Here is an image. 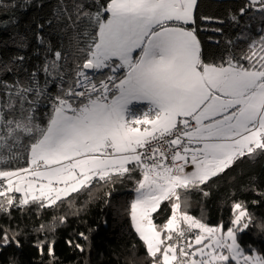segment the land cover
Masks as SVG:
<instances>
[{"label": "snow or ice", "instance_id": "6c2138e0", "mask_svg": "<svg viewBox=\"0 0 264 264\" xmlns=\"http://www.w3.org/2000/svg\"><path fill=\"white\" fill-rule=\"evenodd\" d=\"M197 3L59 0L57 19L72 50L46 47L33 68L23 66V55L3 65L14 78L0 79V213L58 207L73 193H90L94 181L139 173L129 213L151 264H264V254L240 242L256 220L243 201L233 202L227 226L187 211L191 194L207 196L209 182L237 160L264 156V26L237 37L244 47L233 51L228 40L219 59L208 60ZM15 6L0 2V11ZM256 15L264 25V0H243L229 19L240 26ZM39 106L46 122L36 120ZM165 201L170 215L158 225L153 214ZM18 237L0 227V248L19 246ZM54 243H36L50 264Z\"/></svg>", "mask_w": 264, "mask_h": 264}, {"label": "trees", "instance_id": "16d2710c", "mask_svg": "<svg viewBox=\"0 0 264 264\" xmlns=\"http://www.w3.org/2000/svg\"><path fill=\"white\" fill-rule=\"evenodd\" d=\"M16 5L8 11H0V79L11 80L14 74L7 73L3 65L13 67L12 59L17 55L26 57L23 66L33 68L45 56L46 47L72 50L71 33L61 20L57 19L59 0H0ZM243 0H198L195 10L198 38L206 59H219L228 40L234 41L233 51L242 48L246 40L238 36H257L264 26L258 15L255 19L243 18L240 26L234 25L229 13L238 9ZM202 16L222 20L223 24L205 22ZM250 27L244 29V25ZM222 28V32L211 29ZM242 29L243 33H242ZM43 37L41 44L37 37ZM22 45V46H21ZM17 67H19L17 65ZM43 106L38 107L36 120L46 122ZM17 166H24L21 159ZM136 173L132 179L116 182L94 181L89 193L81 190L58 202V207L38 209L26 206L23 210L13 209L10 215L0 213V227L19 233L20 245L10 244L0 248V264H50L46 252L36 247L38 240L54 241V264H151L146 246L139 239L130 218V204L135 199ZM209 194L193 192L190 196L188 213L202 218L209 225L223 223L227 226L233 216L234 201H243L253 213L255 225L241 234L240 242L245 248H252L264 254V156L255 159L241 158L229 169L214 177L205 188ZM258 203H253V201ZM170 215L167 201L161 205L159 214H153L154 222L163 223ZM60 217H66L63 223ZM45 228L40 230V226ZM51 229V230H49ZM88 237L85 241L79 234ZM84 246L81 252L67 241Z\"/></svg>", "mask_w": 264, "mask_h": 264}, {"label": "rangeland", "instance_id": "374dc122", "mask_svg": "<svg viewBox=\"0 0 264 264\" xmlns=\"http://www.w3.org/2000/svg\"><path fill=\"white\" fill-rule=\"evenodd\" d=\"M16 196H20L21 194H19V193H17V194H15ZM136 196V195H135ZM195 218V217H194ZM183 226V225H182ZM212 226V225H211ZM257 252H259V251H257ZM260 253V252H259Z\"/></svg>", "mask_w": 264, "mask_h": 264}, {"label": "crops", "instance_id": "0c3cea01", "mask_svg": "<svg viewBox=\"0 0 264 264\" xmlns=\"http://www.w3.org/2000/svg\"><path fill=\"white\" fill-rule=\"evenodd\" d=\"M189 171L191 170V169H188Z\"/></svg>", "mask_w": 264, "mask_h": 264}]
</instances>
